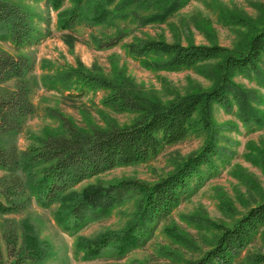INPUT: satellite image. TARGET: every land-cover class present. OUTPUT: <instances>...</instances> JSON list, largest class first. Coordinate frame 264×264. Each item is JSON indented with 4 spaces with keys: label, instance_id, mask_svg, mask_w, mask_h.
Here are the masks:
<instances>
[{
    "label": "trees",
    "instance_id": "16d2710c",
    "mask_svg": "<svg viewBox=\"0 0 264 264\" xmlns=\"http://www.w3.org/2000/svg\"><path fill=\"white\" fill-rule=\"evenodd\" d=\"M27 0H0V43H10L16 50L36 48L48 37L36 27L34 14ZM69 8H64L66 2ZM120 0H46L47 11L58 12L62 30H73L79 24L102 25L113 15ZM166 6L163 14L143 19V25L164 19L182 6V0H130L138 8ZM116 12V11H115ZM130 15L136 12L129 13ZM50 26V21L47 22ZM127 33L119 31L106 41L95 40L99 50L119 46ZM73 46V37H66ZM65 39V40H66ZM130 54L153 71L178 72L217 61L205 72L214 86L173 100L145 101L129 82L118 76L107 77L83 65L57 70L46 77L49 90L75 91L84 97L90 92H107L102 103L116 113H134L139 117L129 126L79 128L72 119L52 111L61 123L60 133H49L37 145L25 150L0 145V214H20L35 201L45 209L55 208L57 225L77 237L75 257L94 261L107 256L121 259L148 244L160 222L169 218L189 198L195 181L196 190L205 178L218 171L217 160L222 149L217 144L213 122V106L226 113H235L250 131L264 129V112L256 106L263 98L234 81L243 76L264 89V25L252 35L244 48L231 50L219 45H187L150 40L129 44ZM34 61L28 54L13 55L0 47V84L13 80V90L0 98V133L21 132L24 121L36 108L30 100V87L25 75L33 70ZM204 132L210 137L206 145L187 158L177 169L153 185L126 179L110 183L77 187L120 167L145 164L157 158L169 146L184 141L191 133ZM135 200V211L128 225L119 231L106 230L92 237L81 235L93 223L107 220L129 199ZM218 236L201 258L186 264H236L241 254L264 229V202L259 203L232 226L209 223ZM18 227L23 231L19 245ZM12 226L7 237L10 264H44L52 255V246L42 240L30 220ZM9 228V227H8ZM252 264H264V254L248 257Z\"/></svg>",
    "mask_w": 264,
    "mask_h": 264
},
{
    "label": "rangeland",
    "instance_id": "374dc122",
    "mask_svg": "<svg viewBox=\"0 0 264 264\" xmlns=\"http://www.w3.org/2000/svg\"><path fill=\"white\" fill-rule=\"evenodd\" d=\"M159 1V0H157ZM138 8L130 0H120L111 8L113 15L102 25L79 24L73 30H62L58 25V12L47 11L46 0H27L26 5L34 14L37 29L48 37L36 48L16 50L10 43L0 47L13 55L28 54L34 61L33 70L25 75L30 87V100L36 111L28 117L21 132L1 134L0 145L16 146L19 150L37 145L49 133H60L61 123L51 116L57 111L74 121L81 129L111 125L125 127L139 115L116 113L103 105L107 92H90L80 98L75 91L49 90L46 77L59 69L83 65L86 69L107 77H122L145 101L173 100L213 88L214 81L205 75L217 61L204 63L196 68L178 72L153 71L133 57L127 45L150 40L187 45H219L231 50L246 46L249 39L264 25V0H182L175 13L156 22L143 25V19L154 18L165 12L164 6ZM71 3H65L69 8ZM116 11V12H115ZM136 12L134 15L129 13ZM50 21V26L47 22ZM119 31L127 33L116 48L99 50L95 40L106 41ZM73 37V46L66 37ZM66 39V40H65ZM234 81L253 90L264 100V89L239 75ZM16 81L0 84V98L7 90H13ZM264 112V104L256 106ZM213 122L217 144L222 149L217 160L218 171L213 178H205L200 189L191 186V194L174 213L160 222L154 237L146 246L132 251L121 259L107 256L94 261H82L75 257L77 237L65 233L54 218L55 208L45 209L35 201L20 214H0V264H10L7 237L12 226L22 220H30L38 236L52 246V255L44 264H186L195 261L209 251L218 236L210 224L232 226L250 208L264 202V129L250 131L236 117L226 113L218 105L213 106ZM208 134L191 133L184 141L166 147L155 159L145 164L120 167L97 178L84 182L77 189L90 184L110 183L132 179L153 185L174 172L187 158L201 150L209 140ZM6 173L0 170V178ZM0 202L4 203L0 197ZM135 211V200L129 199L118 207L107 220L93 223L81 235L92 237L100 232L124 229ZM9 227V228H8ZM18 244L23 241V231L18 227ZM264 254V229L242 252L236 264H252L248 257Z\"/></svg>",
    "mask_w": 264,
    "mask_h": 264
}]
</instances>
